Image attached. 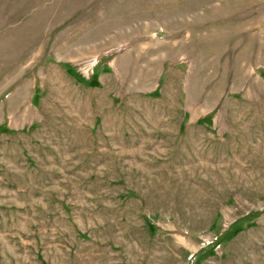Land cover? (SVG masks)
<instances>
[{"label":"rangeland","instance_id":"374dc122","mask_svg":"<svg viewBox=\"0 0 264 264\" xmlns=\"http://www.w3.org/2000/svg\"><path fill=\"white\" fill-rule=\"evenodd\" d=\"M0 264H264V0H0Z\"/></svg>","mask_w":264,"mask_h":264}]
</instances>
